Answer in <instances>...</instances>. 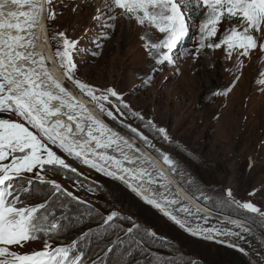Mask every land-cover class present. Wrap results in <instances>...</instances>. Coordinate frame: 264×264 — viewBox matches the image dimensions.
I'll return each mask as SVG.
<instances>
[{"label":"snow or ice","instance_id":"6c2138e0","mask_svg":"<svg viewBox=\"0 0 264 264\" xmlns=\"http://www.w3.org/2000/svg\"><path fill=\"white\" fill-rule=\"evenodd\" d=\"M52 3L53 0H0V114H15L17 117L16 120L0 117V264H87L85 253L79 247L80 240L97 233H108L109 230L113 231L116 238L106 246L107 252H112L113 247L124 242L120 233H124L130 242L128 248L122 252L119 264H131V257L137 250L152 257L150 264H192L182 256L148 252L145 245L155 246L158 240L163 239L155 231L142 227L131 217L121 216L115 210L105 215L56 180L47 179L46 172L58 173L65 179H73L78 189L83 188L94 194L95 182H89L88 177L67 163L58 151L85 167L122 182L146 204L159 210L192 236L217 243H224L217 239L220 236H241L243 239L242 233H248L249 229L243 228L239 221L233 222L239 231L203 227L200 220L207 223L208 217L201 218L198 209L192 210L187 206L179 209L184 213V218H181L167 207L179 204V200L169 199L164 194L158 199L144 196L139 187L125 179V175H117L111 170L115 167L119 172L129 175L130 180L142 179L146 174L144 169L124 167L125 162H137V158L128 156L125 151V146L127 149H133L134 146L92 116L55 79L46 66L45 58L34 51L33 29L43 18H56ZM89 3L90 0H85L86 5ZM11 8L16 10L6 11ZM117 10L125 18L135 19L139 26L154 28L161 34L155 40L151 39L150 33L141 37L147 41L144 48L156 65L175 63L174 51L189 37L190 30L196 29L195 17L201 13L204 19L199 24V34L193 33L192 37L198 41V46L194 52L185 48L180 54L181 59L187 58L191 53L195 61L205 48L212 51L224 48L226 59H231L234 52L238 54L235 74L244 66L241 57H250V53L258 47L264 52V42H260L261 37H264V0H104V11L97 9L93 19L99 28L114 31V21L119 18ZM225 21L230 26L221 33L219 41H216L219 25ZM232 21L236 23L232 24ZM101 35L103 39L110 38L104 33ZM53 39L56 41L55 55L65 70L67 79L88 96L101 112L108 118L117 120L114 112L106 107L111 105L121 117L143 121V116L132 110L124 101L123 94L115 89L101 90L75 79L77 65L74 55L80 51L79 39L72 40L65 32L54 34ZM92 42L98 48L103 47L96 39ZM84 51L87 52L88 49ZM90 54L94 57L98 55L95 51ZM205 55L207 57V53ZM208 67L214 65L209 64ZM239 79L240 76L236 75L232 85L224 90H216L212 95L227 97ZM149 82L150 80L145 81ZM260 83L264 84V80ZM124 110H127V116ZM64 118L72 123H66ZM85 120L88 121L87 126L82 123ZM121 126L142 140L146 146L154 147L148 137L138 129L122 121ZM144 126L178 151L182 150L181 146L173 145L164 128L157 127L152 121H145ZM85 135L86 141L80 138ZM101 149L105 151H99ZM108 149L116 151L122 158L108 155ZM157 151L163 163L175 174V160L168 154ZM147 175L150 177L148 183H154L151 174ZM157 176L160 180L167 179L162 172H157ZM160 187L167 189L166 184H161ZM33 199H38L39 202L30 203ZM69 200L76 202L79 215L69 214ZM221 202L224 206H235L247 214H253L256 217V220L251 221L253 223L264 222V212L260 208L251 202L237 201L230 189L222 194ZM80 206H83L82 210ZM92 217L97 218L96 229L89 228L81 234L80 239H74L67 245L61 243L53 246L52 240L81 226L86 219ZM118 219L131 224V227L124 228L116 224ZM192 220L196 223L193 224ZM38 239L44 241L40 250L30 253L13 250L14 246L23 248L27 242ZM228 246L236 247L231 244ZM161 247L169 245L162 244ZM92 264L105 262L103 258H98ZM137 264L140 262L137 261Z\"/></svg>","mask_w":264,"mask_h":264},{"label":"rangeland","instance_id":"374dc122","mask_svg":"<svg viewBox=\"0 0 264 264\" xmlns=\"http://www.w3.org/2000/svg\"><path fill=\"white\" fill-rule=\"evenodd\" d=\"M51 7L57 14L56 18L44 20L48 29L47 43L54 55V34L65 32L70 39H79L80 51L74 55L77 65L75 79L101 90L115 89L123 94L124 101L131 109L140 113L144 119H125L115 113L111 105H106L117 116L114 121L101 112L97 105L68 79L66 87L75 94H82L89 101L90 107L112 128L128 134L162 163L157 150L175 160L176 172L185 185L197 197L220 211L216 213L199 207L200 217H208L207 223H204L203 219L200 220L203 227L239 231L227 222L230 219L242 221L232 215L256 220L253 214H247L235 206H224L221 197L230 189L237 201L251 202L264 212V84L260 83L264 80V52L258 47L250 53V57H241L244 66L235 74L238 54L234 52L231 59H226L224 48L216 51L205 48L195 61L191 53L187 58L181 59L180 54L185 48L194 52L198 46V41L192 37L193 33L199 34V24L204 19L201 13L200 17L203 18L196 24V29L190 30L189 37L174 51L175 63L156 65L144 48L147 41L141 37L150 33L151 39L155 40L161 34L154 28L139 26L135 19L125 18L120 15V10L116 13L119 18L114 21V31L99 28L93 17L97 14V9L104 11V0H90L88 5L85 0H53ZM73 8L76 10L73 11ZM235 23L236 21H232V24ZM229 26L227 21L219 25L216 41H219L221 33ZM102 33L110 38L103 39ZM93 39L98 40L103 47L98 48L92 42ZM260 42H264V37H261ZM84 49L88 51L85 52ZM92 51L98 55L92 56ZM57 62L65 75L58 59ZM209 64L214 67L209 68ZM236 75H239L240 79L236 81L235 87L227 97L212 95L214 91L224 90L232 85ZM146 80L150 82L145 83ZM124 112L127 116V110ZM0 117L17 119L15 114H0ZM121 121L142 132L154 147L146 146L142 140L122 127ZM145 121H152L157 127L164 128L173 145L181 146L182 150L178 151L176 147L149 131L144 126ZM58 154L88 177L89 182H95L94 194L83 188L78 189L73 179H65L58 173L46 172L47 179L56 180L105 215L115 210L121 216L131 217L142 227L155 231L157 236L163 239L158 240L155 246L145 245L148 252L164 256H182L192 264H264V226H261L264 222L256 223L262 229L258 230L242 221L246 226L243 228L249 229L248 233H242L243 239L241 236L217 237L224 243L201 239L180 229L159 210L132 193L122 182L85 167L59 151ZM163 165L167 168L164 163ZM157 172L151 169L150 174L154 184L158 185L162 180L158 178ZM169 173L172 176L170 170ZM175 181L182 186L176 179ZM161 194L165 195L159 189L147 197L158 199ZM165 196L180 201L179 204L167 207L181 218H184V213L179 209L185 206L192 210L198 209L182 198ZM33 200L39 202L38 199ZM80 208L82 210L83 206ZM67 211L70 215H79L76 202L69 200ZM96 220L95 217L86 219L81 226L72 228L58 239L52 240L53 246L61 245L71 234H78L80 239L83 232L98 227ZM115 223L124 228L131 227V224L123 220L118 219ZM192 223L195 224L196 221L192 220ZM120 236L124 242L113 247L112 252H107L106 247L116 238L112 230L81 239L79 247L97 258H103L105 264H119L122 252L130 243L124 233H120ZM162 244L169 247H161ZM229 244L236 247H229ZM43 245L44 241L36 240L27 242L23 248L14 246L13 250L30 253L42 249ZM151 259L147 253L142 254L137 250L131 257V264H137V261L140 264H150Z\"/></svg>","mask_w":264,"mask_h":264},{"label":"bare ground","instance_id":"6f19581e","mask_svg":"<svg viewBox=\"0 0 264 264\" xmlns=\"http://www.w3.org/2000/svg\"><path fill=\"white\" fill-rule=\"evenodd\" d=\"M7 10H16V9L11 8V9H6V11ZM200 15L195 17V23L196 24H198L201 21V19L203 18V17H200ZM33 31H34V35H35V49H34V51L36 53L42 55L45 58L46 66L48 67L51 74L55 77V79L58 82H60L68 90V92L73 97H75V99L77 101H79L80 104L84 105L89 110V112L91 113L92 116H94L97 120H99L100 122L105 124L107 127L112 129L114 132H116L120 136H122V134L120 132H118L115 128H112L102 118V116L97 111L93 110L90 107L91 105L89 104V101L82 94H75L73 90H70L66 87L67 78L63 74V72L61 71V69L58 65L57 59H56L53 51L50 50L51 49L50 45L47 43L46 38H47L48 29H47V25L45 24L44 18L40 20L38 26H36L33 29ZM28 51H33V49H28ZM64 119H65L66 123H69V124L72 123L71 121H67L66 118H64ZM82 123L85 126H87L88 121L85 120V121H82ZM73 127H74V125H73ZM122 137H124V136H122ZM80 138L84 141L87 140L86 135L80 136ZM124 138L127 139L129 141V143L134 146L133 149H127L125 146V151L127 152L128 156L133 157V158H137L136 163L125 162L124 167H127L129 169H134V170L144 169L146 174L142 177V179L130 180L129 175H126V174L119 172L115 167L111 168L112 171L116 172L117 175H125V178L127 180H129L131 183H133L135 186L139 185L137 187H139L143 191L144 196H149L150 194H154V192L156 193L160 189L162 192L165 193V195H168L169 197L182 198L185 202H187L191 205H196V204H192L194 202H192V200H190L186 196L185 191H183L182 187H180L177 184V182L175 181V179L170 175L168 169L166 172V170H165L166 167L163 165V163L158 158H156L152 153H150L147 149L142 148L141 146H139V149L141 148L139 151H135L137 149L136 141L134 139L131 140L127 137H124ZM92 146L94 147V144ZM99 151H105V150L101 149ZM107 154L112 155V156H116L118 159L122 158L119 153H117L116 151H114L112 149H108ZM89 158L91 159L92 157H89ZM97 162L101 163V161H97ZM157 167L164 171V173L168 176V179L162 180V182L159 183L158 185L154 184V183L150 184V183H148V180L150 177L147 175V173H150L151 169L156 170V172L157 171L160 172L157 169ZM151 179L154 181V179L152 177H151ZM161 184H166L167 189H165L164 187H160ZM156 188H158V189L155 190ZM199 207L200 208L202 207L204 210L208 211L202 205H199Z\"/></svg>","mask_w":264,"mask_h":264},{"label":"trees","instance_id":"16d2710c","mask_svg":"<svg viewBox=\"0 0 264 264\" xmlns=\"http://www.w3.org/2000/svg\"><path fill=\"white\" fill-rule=\"evenodd\" d=\"M167 166V165H166ZM167 168L170 170V172L172 173V176L182 185L181 187H183V189L195 200L197 201L200 205H202L203 207H205L206 209H209L211 211H214L216 213H220V211L216 210L214 207H212L209 203H207L206 201L200 199L199 197H197L186 185L185 183L181 180V178L179 177L178 173L176 172L175 174L173 173V171L169 168V166H167ZM23 199V197H22ZM37 200H32L30 201V203H37ZM231 215V214H229ZM234 217H237L239 219H241L244 223L250 224L251 226H253L254 228L258 229V230H262L260 229V227L256 224L251 222L252 220L244 218V217H240V216H236V215H232ZM74 239H78V234H71L68 235V239L62 241L63 244L67 245L69 243H71ZM40 241H43V239H38ZM85 259L87 260V264H92L93 260H96L100 257H96L95 255L89 253V252H85Z\"/></svg>","mask_w":264,"mask_h":264},{"label":"water","instance_id":"95a60500","mask_svg":"<svg viewBox=\"0 0 264 264\" xmlns=\"http://www.w3.org/2000/svg\"><path fill=\"white\" fill-rule=\"evenodd\" d=\"M121 134H122V136H124V137H127V138H129V139H133L132 137H130L128 134H126V133H123V132H120ZM136 144H137V149L138 150H140L139 149V146H141L142 148H144L145 149V147L144 146H142L141 144H139L137 141H136ZM157 166V165H156ZM157 169L160 171V172H162L163 174H164V176L168 179V176L164 173V171L162 170V169H160V168H158L157 167ZM166 170V172H167V168L165 169ZM183 189V188H182ZM183 191H185L184 189H183ZM185 193H186V196L190 199V200H192V202H194V203H192V204H196V205H193L194 207L195 206H197V207H195V208H198V210H199V212L201 211V209H199V203L197 202V201H195L186 191H185ZM197 210V209H196ZM206 215L208 216V213H206Z\"/></svg>","mask_w":264,"mask_h":264}]
</instances>
